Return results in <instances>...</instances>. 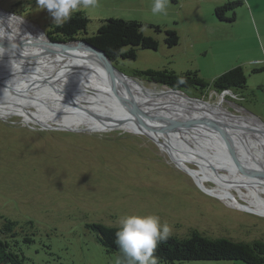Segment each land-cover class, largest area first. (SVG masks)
<instances>
[{
  "label": "rangeland",
  "instance_id": "rangeland-1",
  "mask_svg": "<svg viewBox=\"0 0 264 264\" xmlns=\"http://www.w3.org/2000/svg\"><path fill=\"white\" fill-rule=\"evenodd\" d=\"M226 5L227 10L219 17L216 10ZM0 10L20 18L0 12V33L17 44L44 40L52 25L62 23L78 11L89 18L85 37L93 36L105 20L139 22L144 35L159 41V48L138 50L135 60L118 59L119 69L130 75L135 71L164 68L178 74L198 71L200 77L211 84L224 73L242 67L247 75L245 90L224 94L209 91L198 96L194 90L184 93L203 101L190 103L222 106L236 120L237 117L247 121L255 119L264 126V0H0ZM234 17L235 20L230 21ZM157 27L161 30L157 31ZM166 31L178 34L177 46H167ZM2 43L8 42L1 40ZM25 49L52 50V47L35 48L25 44ZM6 54L17 63L41 64L40 74H45L44 77L67 72L58 75L66 76L62 79H48L54 87L45 84L41 89L47 91L37 90L38 94H43L40 99L47 96L55 102L60 101L58 106L66 107L62 98H71L75 85L72 79L76 74L70 68H63L70 63L67 59L47 52ZM51 58L57 65L44 68L51 63ZM12 60L6 64L9 70L14 69ZM23 67L21 63L16 69L27 73ZM0 70L5 75L8 73L7 68ZM50 72L53 74H46ZM87 78L90 83L79 87L82 98L74 102L87 110L90 107L102 110V106L111 109L110 104L102 101L105 98L97 97L101 91L106 97V90L95 84L97 79L104 78ZM23 79L25 76H18L13 81L24 83ZM142 84L150 90H162L147 82ZM110 91L113 93V89ZM33 92L36 90L30 94ZM94 96L97 98L92 100ZM109 98L111 95L107 100H112ZM139 98L142 102L147 95L142 93ZM180 99L189 102L186 98ZM94 101L97 104L89 107L85 103ZM118 104V108L122 106ZM157 107L166 106L152 108ZM68 108L78 110L75 106ZM25 110L27 114L4 107L0 112V228L6 220L17 223V235L9 234L6 239L12 250L26 258L27 264H121L117 253L107 251L97 241L91 228L93 224L143 227L163 236L180 238H187L192 230H197L212 238H230L238 242L264 240V216L232 205L249 204L241 199L240 191L232 190L223 179L212 178L203 170L206 167L223 175L230 174L218 160L207 157L214 149L225 150L219 144L209 142L212 147L203 154L198 151L200 146L195 140L180 139L176 145L166 142L169 147L178 146L184 166L200 171V184L210 190L209 193L174 162L169 152L124 126L125 130H105L103 122L90 117L66 121L39 108ZM175 113L183 117L189 115ZM207 113L213 117L218 114L213 110ZM226 128L232 130L230 126ZM250 133L255 134L253 130ZM252 154L259 155V152L254 150ZM216 155L217 159L233 162L219 153ZM258 170L264 173V168ZM240 173L252 183L242 171ZM220 190L234 194L237 202L219 197L216 192ZM255 195L264 203L261 190L257 189ZM179 264L245 263L222 260Z\"/></svg>",
  "mask_w": 264,
  "mask_h": 264
},
{
  "label": "trees",
  "instance_id": "trees-1",
  "mask_svg": "<svg viewBox=\"0 0 264 264\" xmlns=\"http://www.w3.org/2000/svg\"><path fill=\"white\" fill-rule=\"evenodd\" d=\"M37 1V0H35ZM227 10H216L219 17ZM14 11V10H12ZM235 17L230 20L234 21ZM89 18L78 11L70 14L62 23L52 25L50 37L73 41L79 35L87 34ZM143 25L136 21L109 19L102 22L97 32L85 39L93 43L113 59L135 60L138 50H158L159 41L142 32ZM161 29L157 27V31ZM53 35V36H52ZM165 43L172 48L179 44V36L174 31H166ZM52 47V46H51ZM75 47L83 51L90 50L81 44ZM70 52V51H68ZM75 53L76 52H72ZM98 58L99 57H92ZM133 76L140 82H147L173 90H194L197 93L214 91L245 90L247 75L242 67H236L211 84L200 77L198 71L176 73L169 68L162 70L135 71ZM17 223L6 220L0 228V264H27L26 258L11 249L7 236L15 232ZM91 228L97 241L109 252L121 257V264H179L186 261H241L245 264H264V240L252 242L234 241L230 238H212L192 230L187 238L163 236L159 232L143 227H108L93 224ZM6 236V237H5ZM27 242H32L27 239Z\"/></svg>",
  "mask_w": 264,
  "mask_h": 264
},
{
  "label": "bare ground",
  "instance_id": "bare-ground-1",
  "mask_svg": "<svg viewBox=\"0 0 264 264\" xmlns=\"http://www.w3.org/2000/svg\"><path fill=\"white\" fill-rule=\"evenodd\" d=\"M0 12H1V10H0ZM1 13L3 15L8 16V17L18 18L16 16H13V15L8 14V13H4V12H1ZM18 19H20V18H18ZM43 35H44V33H43ZM44 37L47 38L45 35H44ZM1 40H4L5 42L10 43L11 45H19V44H17V42H13L12 39H10L7 36H4L0 33V41ZM23 51L24 52H26V51L27 52L28 51L34 52L36 54H45V52H47V54L50 53L49 55L59 54V55H62L65 59H67L70 63L65 64L66 67L63 66V68L64 69L70 68L71 70L76 72V74L74 75V77L72 79L73 81H75V85L73 87L74 88L73 93L70 94V97H71L70 99H72V100H70L68 97H63L62 98L63 99V105H66V107H63V106L57 105V102H60V101L55 102V101H53L54 99L48 98L47 96L44 99L41 98V100H43L44 102H47L48 104L51 105L52 111H49L46 108L42 107L41 104L35 100L29 101L26 98L25 99H15L11 95H9V93L6 90L0 88V112L3 110L4 107H7L8 110L17 109L20 111H26L25 108H27V107H35V108L45 110L46 112H49V114H51L52 116H57L58 118H62L66 121H72V119L82 120L86 117H90V116L85 115L82 112H79L73 108H68V107L78 105L76 102H74V99H76L77 102H79L78 99L82 98L81 95L78 93L79 87H84L86 85L85 83L89 84L90 82L88 81L87 76H91V77H95V78H104L101 80L97 79L95 84H96V86L102 88L103 90H106L105 91L106 97L104 96L103 91H101L102 94H99L100 96H97V95H95V96H97L98 98H101V99L105 98V100H102V101L110 104L111 109L110 108L106 109L104 106H102L103 107V108L101 107L102 110H98V109L96 110V108L94 110L91 107H90V110L101 113L102 117H112L114 119H118V118L121 119V118L127 117V115H128L127 110H126L127 108L125 106V102L122 101V100H126L125 95H124V93H125V91H124L125 81L123 80V78L119 72H117V71L114 72L115 76H113L112 74H110L108 72L107 68L103 64L100 65V64H95L92 62V59H91L92 57H99V58H101V60L104 61V59L101 57V55L98 52L90 51V50L83 51V50L78 49L75 46L73 48H70V49H65V47L61 46V44H57L56 46L52 45V50H50V49H23L22 51H19V52L22 53ZM68 51H70V52H68ZM72 52H76V54L72 53ZM7 55L8 54H6V52H4L3 56L0 55V69L1 68H3V69L7 68V70H9L8 69L9 64L7 61L12 60V59H10L8 57L9 55L8 56ZM46 60H47V58H46ZM54 60L52 59L51 63L44 68H50V67L54 68L55 67L54 65L55 64L57 65V63ZM12 61L14 62V63H12L14 65V69L11 70L12 72H16V70H17L16 68H18L20 66V64L22 63V64H24L23 68H25L26 71H28V73H30L32 75L33 74L36 75L35 78H39V79H42V78L47 79V80L53 79V78L62 79L66 76L59 77L58 75H62L63 73L68 74L67 72H61L60 71L62 74H56V75L54 74L55 76L52 75V76L44 77L45 74L44 75L40 74L42 71L41 68H43L41 66V64H38V63L27 64L24 61L17 63L14 60H12ZM6 64H8V65H6ZM1 71L2 70H0V72ZM46 74L49 75V74H53V73L50 72V73H46ZM99 74H101V75H99ZM25 77H27V76H25ZM114 78H115V80H114ZM8 82L12 83L10 80ZM22 82H24V83H17L14 81V83H12L11 85L19 88L22 92H24L25 90H27L29 88V86L34 84L33 81H28L26 79H23ZM113 84H114L115 93L114 92L112 93L110 91V88L112 89ZM132 87H133L134 93L137 95L136 96L137 101L140 103V105L144 111L154 110V108H152V107L159 106V105L166 106L165 108H162L161 110L156 111L153 114L154 116H160L161 117L160 120H156L153 122V124L155 126H158V127L161 126L162 127V126H164V121L170 122V121H177V120H185V119L194 118L195 116H201V117L203 116V117H206L208 119H212L213 121L221 124L220 126H222V125H225V127L230 126L232 128V130H228L227 128L226 129L224 128V130L227 134L230 135V137H232V140H233L234 145H235V147H234L235 151L239 154V156L241 158L242 157L248 158V160L243 159L244 163L254 172V175L260 177L264 181V173H262L261 170L260 171L258 170V169L263 170V168H264V126L259 121H256L255 119H251V120L249 119V121H247L244 118H240V117L235 116L238 118V120H236L231 114L226 113L224 111V109L222 108V106H213L209 103H207V104H193L190 102H195L196 100L188 99L185 95L175 94V93L166 92V91L162 92V91L144 89L140 84H138L134 81L132 83ZM38 90L39 91H47L48 89L47 90L46 89H44V90L38 89ZM142 93L147 95V99L143 98L142 99L143 101L141 102L139 96H142ZM26 94H28L30 96H35L36 98H39V99H40L39 96H41V97L43 96V94H38L37 90H36V93L33 92V94H30L27 92ZM108 95H111V98H109V99H112L115 101L107 100ZM50 96L53 97V96H55V94H50ZM95 96L92 98V100H95L97 98ZM180 97L186 98L187 100H189V102L184 100V99L181 100ZM155 99H157V100H155ZM117 102L120 103V105H122V106L118 108L117 106H119V104ZM201 102H203V101L201 100ZM75 103H76V105H75ZM85 103H87L88 107H89V106H92L94 104L96 105L97 101L90 102V103L85 102ZM102 105H104V104H102ZM79 107L83 108L81 106H79ZM175 108H178L180 110H173ZM167 109H169L171 111H168ZM105 110H107V111L111 110V112L110 111L104 112ZM208 110H213L215 112H218L217 116L213 117V116L209 115L207 113ZM176 111H178L179 113H182V115L183 114H189V115L187 117H183V116L177 115L175 113ZM59 112H61V113H59ZM26 114H27V111H26ZM102 120L103 121H101V122H103V124L105 125L104 128L106 130L109 123L106 122V120L103 118H102ZM37 123H40V122H37ZM42 124L45 125V123H42ZM252 126L255 128L251 129L250 127H252ZM124 127L129 132H132V133H135L137 131V128L135 126H132L131 124L130 125L127 124ZM108 129H110V128H108ZM123 130H125V129H123ZM251 130H253V132L255 134L250 133ZM220 131H222V130H220ZM187 132H189V133H182L180 135L179 134H170V135L161 134V137H159V138H162L161 140H164L167 143H169L171 141L170 143H174L175 145L177 142L178 143L180 142V139H183L186 141H192V142L196 141L197 144H199V146H200L198 151L203 153V154L207 153L208 150L206 152H205V150L208 147L209 148L212 147L211 145H209V142L217 143L213 138H216L217 140H220L221 142H223V140L218 136V134L216 132H214L213 130L208 129V128H207V130H203V131L200 128H198V129L193 128V129H191V131H187ZM206 134H209L213 140L212 141L209 140L206 137ZM246 143L251 145L252 147L249 148L247 145H245ZM219 146H222V145L219 144ZM162 148L166 152H169V154L171 155V157L173 158L175 163H177L181 168L186 170V172L189 173V175L195 180L196 183H198L203 188L204 191L211 193L210 190L206 189L204 186H202V184H200V182H201L200 177H199L200 171L197 172L193 169H189L186 166H184V164H183V162L179 156L178 146L173 147L170 145V147H169V145L167 144V145H162ZM223 149H225V148H223ZM254 150H257V152H259V155L252 154V151H254ZM214 151L216 153H219L220 155H222L224 157L229 158L233 162L227 163L224 160L217 159L218 157H217L216 153H214ZM172 152H173V154H175L177 161L175 160ZM207 157L210 159L218 160L219 163H221L230 172V174L223 175V174L216 172L214 170L205 169L206 167L203 168V170L212 178L223 179L225 181V183L227 184V186H229V188H231L232 190L237 189L238 191H240L242 194L241 199L246 200L249 204V205H245V206L241 205V204H232V205H234V206L239 205V206L245 208L246 210H250L251 213L257 214L259 216H264V203L259 202V198H257L258 195H255L257 189L261 190L262 193H264V187L259 186L258 184L253 183V182L250 183L246 179H244L245 177L243 178L241 176V173H240L241 169L239 168L237 163L231 158V156L228 154L227 150L214 149L210 153V155ZM249 160H251V161H249ZM251 166L254 169H252ZM255 168H257V169H255ZM245 191H248V193H246ZM216 194L221 198H230L232 201L237 202L235 195L230 193L228 190H220V191L216 192Z\"/></svg>",
  "mask_w": 264,
  "mask_h": 264
},
{
  "label": "water",
  "instance_id": "water-1",
  "mask_svg": "<svg viewBox=\"0 0 264 264\" xmlns=\"http://www.w3.org/2000/svg\"><path fill=\"white\" fill-rule=\"evenodd\" d=\"M9 13V12H7ZM13 16H16L15 14L11 13ZM47 38H45L44 40H36V41H32L29 44L27 43H21L19 45H11L8 43H2L0 44V55H2L4 52L12 54H19L18 51H22L23 49H25V44L29 45V47L31 46H35L39 47V46H52V45H57V44H61V46L65 47V49H70L73 48L74 46H76L73 42H68L64 39H59L56 38V36L54 35V37H49L48 35L46 36ZM81 44L85 47H88L90 49L95 50L96 52H98L101 57L104 59V66L107 68L108 72L110 74L114 75V72H119L123 78V80L125 81L124 83V95H125V99L126 100H122L123 102H125V106H126V110H127V118H118V119H114L112 117H103V119L106 120V122H108V126L107 128L110 129H122L123 126L127 125V124H131L132 126H135L137 128V131L135 132L136 135H142L144 137H146L147 139H151L154 142H156L159 146L162 147V145H167L166 142L164 140H159V137H161V134L163 135H170V134H182V133H189L187 131H191V129H198L200 128L202 131L203 130H207L211 129L214 132H216L218 134V136L223 140V142L220 144L225 148V150H227V152L229 153V155L231 156V158L237 163V165L239 166V168L241 169L242 173L247 176L252 182L258 184L259 186L264 187V181L254 175V172L244 163L243 159L239 156V154L235 151L234 149V142L232 140V137H230L229 134H227L224 130V128L226 129L225 125L220 126L221 124H219L218 122L213 121L212 119H208L206 117H201V116H195L194 118L191 119H185V120H177V121H164V126H155L153 124L154 121L156 120H160V116H154L153 114L156 111L161 110L160 107L154 108V110H148V111H144L140 105V103L137 101V98L134 94L133 91V87H132V82H136L138 84H140L144 89H148L146 86H144L142 84V82H140L137 78H135L133 75L128 74L127 72L119 69L120 67H118L117 62L119 61L118 59H113L111 58L108 54H106L104 51H102L100 48H98L96 45H94L93 43H89V42H82V43H78ZM2 53V54H1ZM20 55V54H19ZM122 61H124L125 59H121ZM92 62L95 64H100L102 62H100V60H96V59H92ZM117 64V65H116ZM18 72H12L11 70H8V73H6V75L4 73L0 72V88L6 90L9 95H11L13 98L15 99H27V100H35L37 102H39L41 104V106H44V108H47V110L52 111L51 107L49 106V104L47 102H44L43 100L36 98L35 96H30L28 94H26L27 92L30 93L32 90H38L41 89L45 84L50 85L51 87H54L53 84H51L47 79H39V78H35L36 75H32L30 73H25L24 70H17ZM26 74V75H25ZM17 76H27L25 77L26 80L28 81H33L34 84L29 86V88L27 90H25L24 92H22L19 88L12 86L11 84L14 83V79H16ZM11 81L12 83H9L8 81ZM115 80V78H114ZM113 80V81H114ZM113 92L115 93L114 90V84H113ZM162 92H171V93H175V94H182L185 95L184 91L181 90H173L167 87H162V90H160ZM227 92V91H225ZM58 93H62L59 92ZM65 95V94H64ZM117 95V94H116ZM188 99L191 100H196V101H201V99L198 98H192L188 95H185ZM121 101V102H122ZM76 105V103H75ZM79 111L84 113L87 116H90L91 118H93L94 120L101 122L102 120V115L95 113V112H91L90 110H87L85 108H80L78 105L75 106ZM168 111H171L169 109H167ZM61 113V112H59ZM190 113V112H189ZM182 114V113H181ZM111 125V126H110ZM222 130V131H220ZM225 132V133H224ZM134 134V133H133ZM206 137L209 140H213L209 134H206ZM175 162V161H174Z\"/></svg>",
  "mask_w": 264,
  "mask_h": 264
},
{
  "label": "flooded vegetation",
  "instance_id": "flooded-vegetation-1",
  "mask_svg": "<svg viewBox=\"0 0 264 264\" xmlns=\"http://www.w3.org/2000/svg\"><path fill=\"white\" fill-rule=\"evenodd\" d=\"M12 15V14H11ZM48 36L50 37V35L48 34ZM53 36V35H52ZM87 37H85V36H82V35H79L78 37H76L73 41H71V42H73L75 45L76 44H78V43H82V42H85V39H86ZM81 50V49H80ZM209 92V91H208ZM214 92V91H213ZM196 93V95L198 94V95H200L201 93H197V92H195ZM207 92H205V93H203V95H205ZM215 93H217V92H215ZM235 94H237V95H239V96H241L240 94H238V93H235ZM197 95V96H198ZM202 95V94H201ZM241 100H242V97H241ZM236 105H239L238 103H236ZM218 144H220V140H217L216 138H213ZM222 143V142H221ZM221 145V144H220Z\"/></svg>",
  "mask_w": 264,
  "mask_h": 264
},
{
  "label": "built area",
  "instance_id": "built-area-1",
  "mask_svg": "<svg viewBox=\"0 0 264 264\" xmlns=\"http://www.w3.org/2000/svg\"><path fill=\"white\" fill-rule=\"evenodd\" d=\"M227 92H228V91H227ZM224 93H226V92H224ZM224 93H223V94H224Z\"/></svg>",
  "mask_w": 264,
  "mask_h": 264
}]
</instances>
